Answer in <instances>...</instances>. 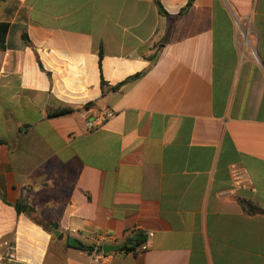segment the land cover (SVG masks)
<instances>
[{
    "label": "crops",
    "instance_id": "1",
    "mask_svg": "<svg viewBox=\"0 0 264 264\" xmlns=\"http://www.w3.org/2000/svg\"><path fill=\"white\" fill-rule=\"evenodd\" d=\"M187 1L0 3V264H264V0Z\"/></svg>",
    "mask_w": 264,
    "mask_h": 264
},
{
    "label": "built area",
    "instance_id": "2",
    "mask_svg": "<svg viewBox=\"0 0 264 264\" xmlns=\"http://www.w3.org/2000/svg\"><path fill=\"white\" fill-rule=\"evenodd\" d=\"M112 117L110 113H98L95 116H92L90 120L86 124V130L87 131H94L96 129H99L105 125V123ZM230 178H231V191H240V190H249L250 189V183L246 179L245 172L242 167L233 165L230 167ZM96 241L98 243V249L101 248V246L106 245L107 243L114 242V238L112 236H97ZM4 251L1 255V261L2 260H9L14 261L16 259L15 250L14 248L10 247L7 243H5L3 246ZM147 246L146 244L140 245L136 249V253L144 252L146 251ZM117 252V251H116ZM116 252H111L109 254H91V263L92 264H105L107 260H109Z\"/></svg>",
    "mask_w": 264,
    "mask_h": 264
},
{
    "label": "trees",
    "instance_id": "3",
    "mask_svg": "<svg viewBox=\"0 0 264 264\" xmlns=\"http://www.w3.org/2000/svg\"><path fill=\"white\" fill-rule=\"evenodd\" d=\"M2 1L3 0H0V3ZM193 1L194 0H188L186 6L180 11L179 15L183 14L184 12H186L192 6ZM153 2H154V4L157 7L158 12L161 15L165 16L166 18H169L168 14L162 8L159 0H153ZM7 29H8V24L7 23H0V32L2 33L1 36H0V45L3 43L4 35H5L6 31H7ZM23 37H25V36H23ZM132 78H134V77H132ZM90 106H91V104L85 105V107H90ZM75 111H77L76 108H73V107H63V108H60L58 110L52 111L49 114V117L65 116V115L72 114ZM0 144H1V142H0ZM240 205L242 206V208L244 209V211L247 214H251L252 215V214L258 213V211H259V209L256 206H254L253 204H251V202H249V201L242 200L240 202ZM14 208H15V210H16L17 213L28 212V209L25 206H21L19 204L15 205ZM142 243L143 242H141L140 240H137L136 242L135 241H131L129 246H127V245L119 246V249L117 250V252H121V253H124V254H129V253L136 254V252H135L136 249ZM78 249L81 250V251H83V252H87L88 254H91L94 251H96V246H94V245H91V246H83V247L78 248Z\"/></svg>",
    "mask_w": 264,
    "mask_h": 264
},
{
    "label": "water",
    "instance_id": "4",
    "mask_svg": "<svg viewBox=\"0 0 264 264\" xmlns=\"http://www.w3.org/2000/svg\"><path fill=\"white\" fill-rule=\"evenodd\" d=\"M68 245L75 247V248H81L83 247L82 244H80L78 241L69 238L68 239ZM119 249L118 246H109V245H103L100 249L96 251V254L102 253V254H109L111 252H116Z\"/></svg>",
    "mask_w": 264,
    "mask_h": 264
},
{
    "label": "rangeland",
    "instance_id": "5",
    "mask_svg": "<svg viewBox=\"0 0 264 264\" xmlns=\"http://www.w3.org/2000/svg\"><path fill=\"white\" fill-rule=\"evenodd\" d=\"M83 243V242H82ZM84 245H86L85 243H83Z\"/></svg>",
    "mask_w": 264,
    "mask_h": 264
}]
</instances>
